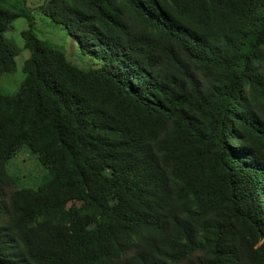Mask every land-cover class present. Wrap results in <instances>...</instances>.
<instances>
[{"label": "trees", "instance_id": "1", "mask_svg": "<svg viewBox=\"0 0 264 264\" xmlns=\"http://www.w3.org/2000/svg\"><path fill=\"white\" fill-rule=\"evenodd\" d=\"M41 1L98 67L0 0V78L18 18L29 52L0 91V264H264V0ZM23 148L45 174L4 202Z\"/></svg>", "mask_w": 264, "mask_h": 264}, {"label": "rangeland", "instance_id": "2", "mask_svg": "<svg viewBox=\"0 0 264 264\" xmlns=\"http://www.w3.org/2000/svg\"><path fill=\"white\" fill-rule=\"evenodd\" d=\"M36 1V6L35 2ZM42 4L41 0H28L27 6L31 10L34 18V33L36 36L48 42L54 48L62 51L66 58L75 66L81 69L96 68L98 62L89 56L82 55L75 43L67 35L66 31L59 25L52 23L48 18L42 16L37 8ZM27 28V21L24 18H18L11 24V29L5 36L11 39L19 48V54L16 57V71L14 74H4L0 78V91L3 93H13L16 91L23 79L22 67L29 52L24 49L20 33ZM7 172L14 181V185H9L4 189V202L8 196L17 188L34 187L45 174V170L40 166L35 153L28 148H23L7 164ZM17 187V188H16ZM98 202L108 207L111 203L109 199V187L104 180H99L97 191Z\"/></svg>", "mask_w": 264, "mask_h": 264}]
</instances>
